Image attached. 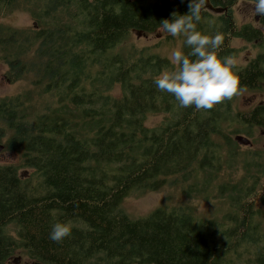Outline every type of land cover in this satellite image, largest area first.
Listing matches in <instances>:
<instances>
[{"label": "trees", "instance_id": "16d2710c", "mask_svg": "<svg viewBox=\"0 0 264 264\" xmlns=\"http://www.w3.org/2000/svg\"><path fill=\"white\" fill-rule=\"evenodd\" d=\"M17 10L34 23L3 20ZM173 11L185 13L187 0H0V63L10 81L30 76L32 85L0 96V138L7 134L6 148L38 179L30 188L17 166L0 165V264L15 250L39 264H221L226 249L242 243L253 246L243 264H264V231L252 208L254 196L264 202V187L256 193L264 153L254 152L239 184H215L236 152L230 135L264 130V99L245 111L232 110L234 95L208 110L180 108L152 82L174 70L168 58L121 49L130 31L159 29ZM201 17L199 31L222 36L218 56L234 55L230 37L264 43V16L258 26H235L229 9ZM233 71L238 91L264 92V51ZM45 96L50 102L40 105ZM159 112L167 117L148 127L146 115ZM173 183L185 184L188 196L209 186L226 192L228 224L198 218L187 204L139 217L120 208L133 190ZM55 222L71 226L59 242L49 239Z\"/></svg>", "mask_w": 264, "mask_h": 264}, {"label": "rangeland", "instance_id": "374dc122", "mask_svg": "<svg viewBox=\"0 0 264 264\" xmlns=\"http://www.w3.org/2000/svg\"><path fill=\"white\" fill-rule=\"evenodd\" d=\"M252 5V1L235 0V2L229 7L230 17L235 26L247 23L252 26H258ZM208 12L212 11L209 10ZM214 12L215 11L212 13ZM2 18L13 25L20 27L31 26L34 23V20L29 13L19 10L5 14ZM261 31L264 37V28H261ZM183 40L184 37L182 35L172 37L159 29L151 32L132 30L122 42L121 49L125 51L131 47H134L137 50L145 48L147 51L168 58L173 49H179L182 51L184 47ZM228 47L234 50V55L231 57L235 61V66L245 64V62L258 51H264V43L260 45L257 41H245L239 37H230ZM29 79L30 76L17 81H10L7 77V66L0 63V96L20 92L26 87L32 88V85L29 84ZM111 92L116 95L119 94L117 93L118 90L116 85ZM263 99L264 92L242 89L238 91V94H234L231 108L232 110L245 111L256 103L263 101ZM49 102L50 99L45 96L41 98L38 103L40 105L44 104L45 106ZM36 106L38 107V105ZM165 117H167L165 113H148L146 115L145 124L148 127H155ZM234 135H236V133L231 134L230 139L231 142H233L232 146H234V144L237 145L235 148L236 152L233 156L226 159V163L221 165L218 180L215 184H219L220 181H229L230 183L236 182V185L239 184L241 180L240 177L245 170V165L252 160L254 152L258 151L264 153V130L256 129L254 134L249 136L251 145L238 144L233 138ZM242 135L246 136V134ZM6 136L7 134L0 138V144L2 145V149L0 150V165L12 164L17 166V172L25 185L36 189V187H38V179L33 174V169L23 165L20 153L6 148ZM257 162H260V157ZM249 168L252 170L253 167L250 166ZM184 185L185 184L180 185L178 183H173L172 185L166 184L160 189L153 191L141 189L133 190L123 198L120 208L130 217H139L158 206L174 207L187 204L192 208L193 213L198 218L215 219L219 222L222 221V225L228 224L224 219H221L222 215L229 207L228 201L224 198L227 195L226 192L219 194L217 189L210 191L209 186V189L205 190L202 194L198 190L188 196L183 193ZM263 187L264 176H259V185L256 187V193L260 192ZM222 190L225 191L226 189L223 188ZM198 194L202 197L205 196V198L209 197L204 199L197 196ZM252 204L253 210L257 212L256 219L261 227L259 230L264 231V202H261L259 195H257L252 198ZM10 227V234L12 237H16L14 232L15 228L13 226ZM252 250L253 246L248 243H242L238 246L232 245L229 249H226L228 253H226L227 256L222 259L221 264H243L245 260L250 257L249 252ZM15 257L18 258L16 261L20 260L19 264H33L35 262L23 255L21 251L15 250L5 264L15 263L12 261Z\"/></svg>", "mask_w": 264, "mask_h": 264}, {"label": "clouds", "instance_id": "9594fccd", "mask_svg": "<svg viewBox=\"0 0 264 264\" xmlns=\"http://www.w3.org/2000/svg\"><path fill=\"white\" fill-rule=\"evenodd\" d=\"M208 0H187V11H173L170 18L161 19L159 30L172 37L182 35L183 45L190 49L184 54L173 49L168 57L174 66L171 72H163L153 78L157 90L171 94L180 108L208 110L222 100L238 94V78L233 71L235 61L231 56L216 54L222 44L219 33L207 34L197 29L201 11ZM255 15L264 16V0H254ZM68 223L55 222L51 225L49 239L59 242L70 235Z\"/></svg>", "mask_w": 264, "mask_h": 264}, {"label": "water", "instance_id": "95a60500", "mask_svg": "<svg viewBox=\"0 0 264 264\" xmlns=\"http://www.w3.org/2000/svg\"><path fill=\"white\" fill-rule=\"evenodd\" d=\"M206 4H208L209 6V9H211L212 11H215V12H218L220 11V9L222 8H215L211 5H209V2H207ZM234 140L238 143V144H241V145H251V141L250 139L247 137V136H244L242 134H236L234 135ZM2 149V145L0 144V150ZM16 259H18L17 257L13 258V262H16ZM33 264H39L37 262L33 263Z\"/></svg>", "mask_w": 264, "mask_h": 264}, {"label": "flooded vegetation", "instance_id": "af4514ba", "mask_svg": "<svg viewBox=\"0 0 264 264\" xmlns=\"http://www.w3.org/2000/svg\"><path fill=\"white\" fill-rule=\"evenodd\" d=\"M209 2V1H208ZM233 4V3H232ZM231 4V5H232ZM209 5H211L210 4V2H209ZM230 5V6H231ZM212 6V5H211ZM230 6H228L227 8L226 7H215V8H222V9H220V11H223L224 13H226L227 11H228V9H229V7ZM202 10H204V12H208L209 10H211V9H209V6H208V4H206L203 8H202ZM212 11V10H211ZM219 11V12H220ZM213 12V11H212ZM215 13V12H214ZM255 19L257 20V15H255ZM19 262H20V260H18V261H16L15 263H11V264H19ZM26 264H28V263H26Z\"/></svg>", "mask_w": 264, "mask_h": 264}]
</instances>
